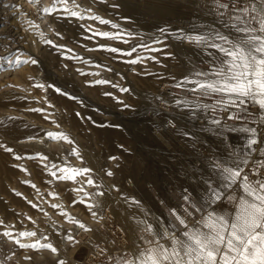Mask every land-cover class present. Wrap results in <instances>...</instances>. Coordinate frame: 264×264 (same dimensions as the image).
Listing matches in <instances>:
<instances>
[{
    "label": "rangeland",
    "instance_id": "1",
    "mask_svg": "<svg viewBox=\"0 0 264 264\" xmlns=\"http://www.w3.org/2000/svg\"><path fill=\"white\" fill-rule=\"evenodd\" d=\"M231 2L75 0L73 4L68 0L71 10L84 17L78 20L63 18L60 12L44 14L42 10L54 0H0V57L15 52L22 59L38 61L12 69L0 61V202L8 212V216L0 213V264H117L120 257L138 254L145 241L159 239L166 231H183L173 211L190 224L206 214L193 203L220 215L235 214L241 190L238 185L220 188L213 161L247 159L244 170L257 169L264 162V112L251 101L233 106L221 94L193 92L192 83L176 86L185 78L204 80L196 73H207L212 65L203 57L219 55L177 35L207 34L213 29L235 35L223 26ZM218 3L228 4L229 9ZM93 16L118 28L97 23ZM117 31L125 34L124 39L92 35ZM156 38L164 43H153ZM110 48L120 52L105 50ZM148 77L149 85L144 86L141 80ZM60 97L72 109L59 103ZM14 121L24 123L20 133L11 130ZM108 132L114 133L112 147ZM183 132L191 138L179 134ZM46 133L63 134L66 139H49ZM249 135L258 141L252 149L247 147ZM33 142L44 174L38 184L27 162L34 150L27 146ZM58 168L91 172L73 183L55 179L52 173L59 175ZM260 175L264 178V169ZM89 177L95 184L85 187ZM207 182L222 193L211 204ZM81 187L91 194L87 203L95 206V216L83 204H72L84 198V193L74 191ZM229 195L237 200H229ZM24 232L36 235L21 237ZM37 242L51 244L57 251L28 247ZM161 242L170 246L168 240Z\"/></svg>",
    "mask_w": 264,
    "mask_h": 264
},
{
    "label": "snow or ice",
    "instance_id": "2",
    "mask_svg": "<svg viewBox=\"0 0 264 264\" xmlns=\"http://www.w3.org/2000/svg\"><path fill=\"white\" fill-rule=\"evenodd\" d=\"M34 0H28L33 3ZM75 4V0H72ZM257 4L259 9L257 10ZM63 5V7H57ZM78 6V5H77ZM218 7L229 9L228 4H219ZM118 7V5H115ZM42 12L49 16L54 12L63 13V18L84 19V17L76 11H72L68 6V0H54L51 7L43 9ZM224 13L221 12L220 16ZM59 18V17H58ZM97 23L110 25L112 28H118V25L111 24L110 21L102 17H91ZM224 27L235 35L225 34L219 30H209L204 33H180L177 39L185 40L197 46L203 45L214 49L216 56L209 72H197V76L205 77L204 80H189L185 78L177 83V87H183L187 83H192L193 92L202 94H221L228 98L227 103L233 106H246L248 101L258 105L261 112H264V0H232L230 14L228 19L224 21ZM91 31V28L86 29ZM161 32H165L161 29ZM92 35L100 36L104 39H124V33L117 31L109 32H93ZM51 43L50 41H46ZM124 42H127L126 40ZM153 43L163 44L164 40L156 38ZM54 47H62L54 45ZM143 47L150 51H156L148 44ZM113 53L120 52V49H105ZM68 51H71L70 49ZM136 49L133 48L132 52ZM131 55L132 53H125ZM0 61L9 69L19 68L22 65H35L38 61L34 59H22L15 52L9 53L5 57H0ZM138 60H132L131 63H138ZM97 84L108 83L107 81H96ZM37 87H45L44 85H36ZM47 87H54L48 85ZM58 93L61 90L56 89ZM122 91H128L122 89ZM106 95H109L106 93ZM179 103V102H177ZM125 107H128L125 105ZM35 112H43V109H30ZM79 115V114H77ZM47 119V117H45ZM233 119V117H229ZM241 119V117H236ZM105 126V125H101ZM249 133H254V129H249ZM186 138H191L190 133H179ZM49 139H66L63 134L54 135L46 133ZM258 141L255 135H249L247 147L252 149L257 145ZM12 151L11 149H7ZM76 154V153H73ZM15 159L22 157L16 156ZM31 158V157H29ZM39 158V157H38ZM47 159V157H43ZM116 159V157H110ZM248 164L247 159L228 161H213V168L218 174V179L222 181L221 189H230L239 186L241 192L238 197V208L231 217L220 215L214 211H208L204 206L197 207L194 203L192 207L197 211L204 212L199 220L189 223L186 219L179 216L175 211L172 212L183 231L164 232L159 239L145 241L146 247L142 248L138 254H133L130 259L120 257L117 264H264V178L260 175V170L264 169V162L257 166V169L246 172L244 170ZM57 167V166H54ZM60 173H52L55 179L72 181L75 183L78 176H87L91 169H57ZM111 176L112 173L108 172ZM250 175L255 176V180L250 179ZM95 181L90 177L86 180L85 187L94 186ZM34 187V185H33ZM84 193L82 200H74L75 204H83L93 216L97 213L93 211L95 207L87 203L90 198L89 193L84 191V187L74 189ZM206 192L208 194V204L218 201L222 198V193L213 187L210 182L206 184ZM229 200H237L234 195L228 196ZM136 203V201H131ZM36 207V205H32ZM57 208V205H51ZM63 214V213H62ZM190 215V213H188ZM79 227L84 225L73 220ZM149 233L153 232L151 227L147 228ZM3 235L10 236L11 233L5 232ZM35 232L20 233L21 237H33ZM47 239V237H45ZM71 240L72 237L68 236ZM161 240L170 241V246H166ZM33 249L46 248L53 253L57 251L51 244L40 245L37 242L29 245ZM63 264V262H60Z\"/></svg>",
    "mask_w": 264,
    "mask_h": 264
},
{
    "label": "bare ground",
    "instance_id": "3",
    "mask_svg": "<svg viewBox=\"0 0 264 264\" xmlns=\"http://www.w3.org/2000/svg\"><path fill=\"white\" fill-rule=\"evenodd\" d=\"M44 17V16H43ZM42 21V20H41ZM43 21H44V18H43ZM197 55V54H196ZM199 55V54H198ZM200 56V55H199ZM214 58L215 57H208V58H206V57H203V59H205V62H206V59H207V61H208V63L209 64H211L212 65V63H213V60H214ZM201 70V69H200ZM141 82H142V84H144V86H147V85H149V82H150V78L148 77V78H143L142 80H141ZM147 88V87H146ZM58 100V102L59 103H65V105L68 107V109H72V106H71V104H69V103H67V101H65V100H63L61 97L60 98H58L57 99ZM67 100V99H66ZM2 105V104H1ZM2 107V106H1ZM129 107V106H128ZM5 109H7L6 107H4ZM127 108V107H126ZM129 109V108H128ZM6 111V110H5ZM71 111V110H70ZM22 123V122H21ZM19 123V122H17V121H14L13 123H12V126H13V128L11 129L12 131L14 130V133H17V132H19V131H21L23 128H24V126H23V124L24 123ZM27 123V122H26ZM94 128V127H93ZM83 129V128H82ZM97 129V128H96ZM96 129H93V130H96ZM88 130V129H87ZM86 132V131H85ZM20 133V132H19ZM113 133V132H112ZM112 133H110V132H108V136H109V146H114L113 145V143H115V142H113V139L115 138L113 135H112ZM9 134V133H8ZM10 134H12V132L10 133ZM114 134V133H113ZM13 135V134H12ZM118 136V135H117ZM11 137V136H10ZM87 138V137H86ZM40 139V138H39ZM8 140V139H7ZM114 141H115V139H114ZM31 143V142H30ZM34 144H35V142H33ZM29 144V143H28ZM32 144V143H31ZM116 144V143H115ZM25 145V144H24ZM24 145H21V146H18L19 148H21V149H23L24 150V148H26V146H27V143H26V146H24ZM15 146V145H14ZM30 147L33 149L34 148V150L32 151V154L29 156V157H31V158H29L28 159V166H29V170H30V175H31V177H32V179L33 180H35L36 181V183L38 184V182H43V180H44V174H43V172H42V170H41V166H39L38 164V160L36 161V152H39V149H38V145H29V147L27 146V148H29L30 149ZM17 148V147H16ZM37 150V151H36ZM36 151V152H35ZM1 157V156H0ZM38 158V157H37ZM0 160H1V158H0ZM7 160V159H6ZM5 161V160H4ZM2 162H3V159H2ZM38 163V164H37ZM124 163V162H123ZM126 164V163H125ZM4 166V165H3ZM129 166V165H128ZM127 165H126V167H128ZM124 167H125V165H124ZM2 169H3V167H2ZM8 170H9V168H8ZM11 170V169H10ZM7 173V172H6ZM12 174V173H11ZM29 174V173H28ZM6 177V176H5ZM30 177V176H29ZM4 178V177H3ZM31 179V180H32ZM38 181V182H37ZM7 183V182H6ZM5 187V186H4ZM66 187V186H65ZM64 188V187H63ZM5 190V189H4ZM3 193V192H2ZM71 193V192H70ZM6 194H8V192L7 193H5V195ZM10 194V193H9ZM0 196H2L3 197V195H0ZM7 196V195H6ZM11 196V195H10ZM73 196V195H72ZM1 197V198H2ZM70 197V196H69ZM7 198V197H6ZM12 199V198H11ZM14 199V198H13ZM74 199V198H73ZM2 200V199H1ZM3 200H5V199H3ZM7 200H9V199H7ZM17 200V199H16ZM16 200H14V201H16ZM18 201V200H17ZM20 201V200H19ZM16 203V202H15ZM20 203H21V201H20ZM4 207H3V204L0 202V213H2V214H6L7 215V213L8 212H6L4 209H3ZM8 216V215H7Z\"/></svg>",
    "mask_w": 264,
    "mask_h": 264
}]
</instances>
